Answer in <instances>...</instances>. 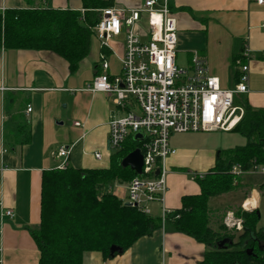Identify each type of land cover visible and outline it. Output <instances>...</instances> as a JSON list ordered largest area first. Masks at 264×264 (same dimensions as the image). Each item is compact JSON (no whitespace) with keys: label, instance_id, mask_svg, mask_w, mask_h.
<instances>
[{"label":"crops","instance_id":"0c3cea01","mask_svg":"<svg viewBox=\"0 0 264 264\" xmlns=\"http://www.w3.org/2000/svg\"><path fill=\"white\" fill-rule=\"evenodd\" d=\"M87 1L32 0L30 3L27 0H0V14L31 6L84 12ZM91 1L102 4L95 9L97 12L108 5L139 9L146 2ZM167 1L177 18V59L180 50L186 52L188 61L198 53L207 60L210 73L229 86L225 88H231L238 75L235 59L245 44L248 45L251 51L246 60L249 91L242 94L241 99L254 108L264 109V3L259 4L257 0ZM124 40L122 34L110 42L113 49L114 45L119 46L122 52L119 54L103 49L98 41L94 53L97 59L85 77L78 73L89 54L76 70L71 71L68 63L53 52L0 44V204L4 209L13 210V216H4L0 220L3 226L0 234L2 264H40V250L32 231L41 223L43 174L58 168L62 161L54 156V152L62 146L70 148L68 167H110L109 120L113 115L123 116L125 111L113 103L112 96L92 92L87 85L102 71L99 66L101 52H105L107 62L111 55L120 61L118 55L124 52ZM110 68L109 63L111 72ZM29 106L30 111L27 110ZM184 134L171 136L170 144L176 152L166 161L168 188L163 203H151V216L163 217L164 207L175 211L181 207L185 195L198 194L201 186L193 175L206 174L216 164L219 154L215 157L213 148L190 147L192 136ZM96 151L102 154L101 159L95 157ZM246 174L252 173L241 176ZM243 181L237 179L240 184ZM126 183H116L111 188L125 203ZM252 190L257 193L258 200L254 199L253 193L247 194L236 206L251 202L245 209L258 210L260 195L257 189ZM230 206L232 204L220 209ZM154 207L160 214L154 213ZM207 250V246L194 237L161 227L139 237L114 256L106 257L101 251L86 252L83 264H200Z\"/></svg>","mask_w":264,"mask_h":264},{"label":"trees","instance_id":"16d2710c","mask_svg":"<svg viewBox=\"0 0 264 264\" xmlns=\"http://www.w3.org/2000/svg\"><path fill=\"white\" fill-rule=\"evenodd\" d=\"M101 5L89 0L84 12L34 6L7 11L0 14V44L53 52L74 71L89 54L95 35L93 27L99 18L95 9ZM236 103L244 107V115L232 131L244 136L246 143L220 151L214 168L203 178H197L200 192L185 195L181 207L165 218L125 205L124 200L111 190L116 183L123 184L138 175L120 165L121 160L138 147L135 135L112 153L110 167L45 171L41 223L32 231L40 250L39 263L83 264L84 254L89 251H101L108 257L112 245L125 249L139 237L167 227L207 246L200 264H264V250L255 242L264 237V227L258 228L257 209L243 210L245 224L235 248L233 242L219 248L218 243L228 239V234L211 227L210 198L237 188V176L231 172L233 166L239 164L249 170L254 162L264 164V109L254 108L239 98ZM219 229L223 230L225 226L221 225ZM246 238L254 242L250 243V247H255L252 254H248L247 247L242 245Z\"/></svg>","mask_w":264,"mask_h":264},{"label":"built area","instance_id":"2783aa9c","mask_svg":"<svg viewBox=\"0 0 264 264\" xmlns=\"http://www.w3.org/2000/svg\"><path fill=\"white\" fill-rule=\"evenodd\" d=\"M257 2L263 4L264 0ZM98 12L93 30L103 49L114 51L110 42L124 34V52L118 55L122 68L120 74L111 75L105 52H101L102 71L94 76L87 89L112 96L113 103L125 111L123 116L113 115L109 120L110 150H119L131 135H143V139L137 141L144 158L143 173L126 183V202L150 214L151 203L165 200L166 161L176 152L170 144L171 136L199 131L228 132L243 118L244 107L236 103V99L249 91L246 60L251 51L245 44L235 59L237 82L231 88H224L219 77L210 73L205 57L198 53L190 57L188 67L178 64L177 18L167 0L162 3L146 0L141 8L132 10L107 6ZM144 13L146 29L142 25ZM134 105L138 111L131 108ZM70 151L69 147L62 146L54 152L56 158H62L58 169L68 167ZM94 155L102 158L98 151ZM231 172L236 176L247 172L264 175V164L254 162L249 170L235 164ZM193 176L203 178L205 173ZM171 212L164 207L163 218ZM4 216H13V210L4 209L0 204L1 221Z\"/></svg>","mask_w":264,"mask_h":264},{"label":"rangeland","instance_id":"374dc122","mask_svg":"<svg viewBox=\"0 0 264 264\" xmlns=\"http://www.w3.org/2000/svg\"><path fill=\"white\" fill-rule=\"evenodd\" d=\"M142 25L146 29L147 28V20H142ZM98 37L94 35L92 37L91 45H90V52L89 55L82 61L80 68H82L81 74L83 77H85L89 70H92V63L97 58L95 57L94 53L96 51V48L98 46ZM100 42V41H99ZM114 50L119 54L122 53L119 46L114 45ZM108 62L111 66V74H119L122 68L121 62L114 56H110L108 58ZM177 62L179 65L188 67L189 61L187 59V54L185 51H179L178 52V59ZM81 78V77H80ZM222 87H229L227 86L223 80L221 82ZM239 99H241V95L238 96ZM242 100V99H241ZM243 101V100H242ZM245 101V100H244ZM131 108L135 111H138L137 106H131ZM184 134V133H183ZM185 134H191V142L189 144L190 147L202 149L204 147L213 148L215 151V157L218 156L220 151H226L231 148H234L239 145H243L246 143V138L242 136L241 134L234 132V131H199V132H189ZM184 134V135H185ZM113 151L110 152L112 154ZM237 179H243L244 181L237 184V188L234 189L232 192H230L227 195H218L214 196L210 199V209L212 211L211 215V227L215 230H219L221 233L226 232L228 236L226 238H230V240H233V248H235L236 245H238L239 235L243 231V226L245 224L246 217L243 214L244 211H250L246 210L243 206H239L240 203L244 200L246 195H250L253 193L252 188L257 189L260 195V203L258 207V211L260 213V220L258 222V228L264 227V184L262 183L264 181V175L260 173H252V174H246L244 176H237ZM247 191V192H246ZM254 199L258 200V195L256 192L253 193ZM252 202L256 203L255 200H252ZM251 205V202H247ZM232 204L228 209H220L224 208L225 206H228ZM235 204V205H234ZM239 204L238 206H236ZM219 210V211H217ZM154 213L160 214V210L158 208L154 207ZM223 225L225 226V229H219V227ZM239 227H242V229H239Z\"/></svg>","mask_w":264,"mask_h":264},{"label":"water","instance_id":"95a60500","mask_svg":"<svg viewBox=\"0 0 264 264\" xmlns=\"http://www.w3.org/2000/svg\"><path fill=\"white\" fill-rule=\"evenodd\" d=\"M143 139V135L141 133H138L135 135V140L139 141ZM120 165L124 168L129 167L130 169H132L133 171H135L138 175H141L143 173V165H144V158H143V154L141 152L140 149L136 148L135 150H133L132 152H130L129 154H127L120 162ZM158 173V172H156ZM125 205L127 206H132L129 202H126ZM259 217H260V213L258 211ZM227 239L222 240L221 242H219L218 247L219 248H224L225 247V243L227 242ZM232 242V241H231ZM230 242V243H231ZM123 252V248L119 245H112L110 248V255L114 256L117 253H121ZM248 254H252L253 253V248L248 249L247 251Z\"/></svg>","mask_w":264,"mask_h":264},{"label":"flooded vegetation","instance_id":"af4514ba","mask_svg":"<svg viewBox=\"0 0 264 264\" xmlns=\"http://www.w3.org/2000/svg\"><path fill=\"white\" fill-rule=\"evenodd\" d=\"M263 233H264V230H263ZM253 239L255 240V238L253 237ZM228 240V239H227ZM252 239L251 238H246V240L243 242V246H246L247 248V251H248V249H250V248H255V247H250V243L251 242H253V240L251 241ZM257 241H255L256 242V244H257V246L260 248V249H262V250H264V237H262V238H257L256 239ZM231 242V240H228L227 242H226V244H224L225 246H228L227 244L228 243H230ZM254 243V242H253ZM230 244H232V242L230 243ZM218 245H219V243H218Z\"/></svg>","mask_w":264,"mask_h":264},{"label":"bare ground","instance_id":"6f19581e","mask_svg":"<svg viewBox=\"0 0 264 264\" xmlns=\"http://www.w3.org/2000/svg\"><path fill=\"white\" fill-rule=\"evenodd\" d=\"M251 206L249 203H245V208H249Z\"/></svg>","mask_w":264,"mask_h":264}]
</instances>
